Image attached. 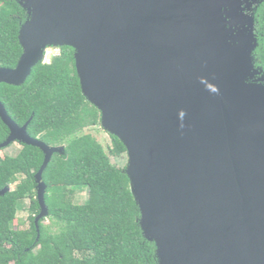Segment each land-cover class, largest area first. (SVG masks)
Segmentation results:
<instances>
[{"label": "water", "instance_id": "water-1", "mask_svg": "<svg viewBox=\"0 0 264 264\" xmlns=\"http://www.w3.org/2000/svg\"><path fill=\"white\" fill-rule=\"evenodd\" d=\"M27 13L16 68L22 86L48 49L71 47L83 95L127 149L125 169L143 236L158 264H264V71L255 51L262 0H15ZM14 143L54 154L17 125ZM11 187L0 190L5 195Z\"/></svg>", "mask_w": 264, "mask_h": 264}, {"label": "trees", "instance_id": "trees-1", "mask_svg": "<svg viewBox=\"0 0 264 264\" xmlns=\"http://www.w3.org/2000/svg\"><path fill=\"white\" fill-rule=\"evenodd\" d=\"M257 67L264 71V0L255 5ZM26 11L15 0H0V68L14 69L23 54L19 41ZM49 63L34 68L22 86L0 85V102L20 127L30 120L28 134L51 147L54 154L44 171L49 216L39 222L36 174L44 153L21 144L15 156L0 150V264H158L154 243L140 227L139 207L130 189L126 168L111 162L127 154L110 135L106 149L85 130L101 126L100 111L82 93L74 50L62 47ZM10 135L0 118V144ZM88 190L87 200L76 202ZM30 200L29 226L20 227L18 212ZM49 219L53 224L46 225Z\"/></svg>", "mask_w": 264, "mask_h": 264}, {"label": "rangeland", "instance_id": "rangeland-1", "mask_svg": "<svg viewBox=\"0 0 264 264\" xmlns=\"http://www.w3.org/2000/svg\"><path fill=\"white\" fill-rule=\"evenodd\" d=\"M60 53L59 49H48L47 50V57H46V62L49 63L52 59L53 56L58 55ZM84 133H89L92 134L94 137H96L98 139V141L100 143L103 144V146L107 149L110 145H111V138L110 135L102 128V126H98V127H94V128H90L85 130ZM21 144L20 143H14L13 145H11L10 147L6 148L3 150V152L1 153L2 155H8V156H15L19 150L21 149ZM111 162L113 164H115L116 166H118L119 168H127L128 165V155L125 154L122 157H111ZM15 187V185L11 186V189H13ZM88 190L86 189L83 192H78L77 196H76V202L77 203H84L87 198H88V194H87ZM30 205V200H25L22 204L21 207L19 209L18 212V218L20 220V227L21 228H27L29 226V221H28V217H29V212H28V208ZM46 225H52L53 223L47 219V221L45 222Z\"/></svg>", "mask_w": 264, "mask_h": 264}]
</instances>
